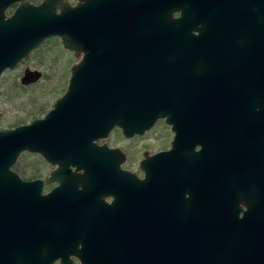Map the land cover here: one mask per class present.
<instances>
[{
    "label": "water",
    "instance_id": "95a60500",
    "mask_svg": "<svg viewBox=\"0 0 264 264\" xmlns=\"http://www.w3.org/2000/svg\"><path fill=\"white\" fill-rule=\"evenodd\" d=\"M149 5L150 0H84L66 2L55 12L49 1L24 3L0 25V71L54 34L78 56L65 89L42 117L0 127V204L9 188L22 182L10 169L20 150L49 159L54 152L66 154V130L75 137L96 128L88 123H102L132 135L163 118L173 135L169 149L153 155L152 195L167 178L188 191L193 203L183 205L178 229L171 217L166 229H158L152 216L150 242L165 246L171 264L175 252L177 264H264V92L252 90L255 81L239 80L240 73L255 74L252 69L264 63L251 56L214 63L208 54L218 47L207 32L194 35L182 26L185 10L158 23L149 17ZM213 65L231 67L239 85L214 83ZM16 218L0 207V227ZM20 220L27 225L23 216ZM17 236L13 229L0 231V264H17ZM135 241H143V229ZM65 247L56 237L55 254Z\"/></svg>",
    "mask_w": 264,
    "mask_h": 264
},
{
    "label": "flooded vegetation",
    "instance_id": "af4514ba",
    "mask_svg": "<svg viewBox=\"0 0 264 264\" xmlns=\"http://www.w3.org/2000/svg\"><path fill=\"white\" fill-rule=\"evenodd\" d=\"M46 1L55 12H59L60 6H65L66 2L72 5L84 2L0 0V25L6 23L5 20L24 3L35 6ZM184 10L186 19L182 26L194 35L207 32L213 46L218 47L208 54L214 63H225L229 56L259 57L264 63V0H150L148 15L162 23L169 18H179ZM46 43L60 49H55V54L43 55L52 66L46 65L43 70L29 67L25 62L32 54L38 56L42 52L39 48ZM222 47H233L234 50H222ZM66 50L73 55L63 46L59 35L46 36L14 66L0 71V86L5 83L1 79L7 74L13 75L9 79L14 87L36 84L44 74L52 72L56 63L52 82L42 83L43 88L64 90L66 74L65 77L60 75L59 69L66 72ZM260 65L252 69L255 74L245 76L240 73L241 85L246 84V79L255 81L252 90L264 92V65ZM218 66L213 65V68L217 67L214 83L222 85L233 81L232 84L239 85L235 81L237 76L229 74L231 67ZM43 114L5 128L29 123ZM158 124L161 129L156 132L153 128ZM87 126L96 128L88 133L80 132L75 137L66 130V154L54 152L47 159L38 151L23 149L17 157L20 154L33 155L35 161L31 168L16 166L17 157L10 166L20 181L31 182L26 186L17 181L6 189L0 204L5 215L17 216V225H12L16 222L12 221L11 226L0 227L2 233L13 229L18 234L14 255L17 264H61L65 262L61 255H66V264H171L165 246L152 244L148 234L152 229V216L157 219L158 229L167 228V217L173 218L174 229H178L183 205L193 203L188 201V191L182 192L176 182H168L167 178L160 192L152 195L150 172L156 163L153 155L169 149L173 135L170 126L163 118H158L148 129L132 135H124L115 124L101 127L102 123H88ZM147 138L157 139L160 146L149 148L145 145ZM161 159L163 174L171 173L167 169V155ZM55 170L59 172L55 174ZM142 179L141 187L139 181ZM10 191L16 192L14 197ZM22 216L27 225H19ZM139 218L142 222L138 221ZM138 229H143L141 242L135 241ZM56 237L66 242V247L58 255L54 252ZM175 256L177 258V252Z\"/></svg>",
    "mask_w": 264,
    "mask_h": 264
},
{
    "label": "rangeland",
    "instance_id": "374dc122",
    "mask_svg": "<svg viewBox=\"0 0 264 264\" xmlns=\"http://www.w3.org/2000/svg\"><path fill=\"white\" fill-rule=\"evenodd\" d=\"M52 41L54 42V39ZM57 48L58 51H60L58 46ZM57 48L55 47L56 50ZM55 49L52 44L46 43L41 48H39V50L42 51L40 53L42 55L38 54V56H36L32 54L25 63L29 65V67H36L37 69L42 70L46 65L52 66V63L47 59H44V57L55 54ZM56 56L57 55H55L54 57L56 58ZM77 59L78 56L71 55V53L66 50V72L65 70L62 71V68L59 69L60 75H63L65 77L66 74V81L69 72V64L74 63ZM56 68L57 67L55 63L52 72H54ZM52 72H49L46 75L44 74V77H42L41 81L38 80V83L25 86L24 88L19 86L14 87L12 85L11 79H9L12 78V74L3 76L1 82L5 83L0 86V126H12L14 124H17L18 122L27 121L34 116L41 115L51 106L52 101L63 91L62 88H43L42 83L47 84L48 82H52ZM159 129H161V126L159 124L153 128V130H155L156 132H159ZM145 145L153 149L160 146V143L155 138H147ZM34 158L35 157L30 154H20L17 157L15 165H25L26 169H30L32 162L35 161Z\"/></svg>",
    "mask_w": 264,
    "mask_h": 264
}]
</instances>
